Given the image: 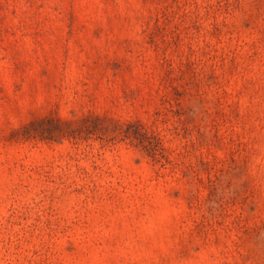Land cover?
Returning <instances> with one entry per match:
<instances>
[{
    "label": "rangeland",
    "instance_id": "374dc122",
    "mask_svg": "<svg viewBox=\"0 0 264 264\" xmlns=\"http://www.w3.org/2000/svg\"><path fill=\"white\" fill-rule=\"evenodd\" d=\"M0 264H264V0H0Z\"/></svg>",
    "mask_w": 264,
    "mask_h": 264
}]
</instances>
